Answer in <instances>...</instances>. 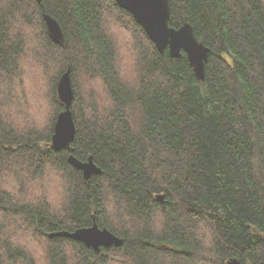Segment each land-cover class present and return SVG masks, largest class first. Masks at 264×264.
Instances as JSON below:
<instances>
[{
	"label": "trees",
	"instance_id": "1",
	"mask_svg": "<svg viewBox=\"0 0 264 264\" xmlns=\"http://www.w3.org/2000/svg\"><path fill=\"white\" fill-rule=\"evenodd\" d=\"M170 6L210 48L204 80L116 0H0V264H264V0ZM68 70L76 135L56 150ZM71 154L102 171L85 178ZM95 222L123 244L51 236Z\"/></svg>",
	"mask_w": 264,
	"mask_h": 264
},
{
	"label": "water",
	"instance_id": "2",
	"mask_svg": "<svg viewBox=\"0 0 264 264\" xmlns=\"http://www.w3.org/2000/svg\"><path fill=\"white\" fill-rule=\"evenodd\" d=\"M37 1L41 2V0ZM116 2L120 7L132 13L151 40L155 42L160 52H164L168 48L170 55L177 58L181 57L184 51L194 69L196 78L198 80L205 79L210 48L198 39L195 29L190 23H185L179 28L170 25V0H116ZM45 19L53 39L63 43V30L59 23L48 14H45ZM58 93L66 108L59 114L55 124L52 141L56 150L69 147L76 135V124L71 110L74 92L70 70L61 77ZM69 160L77 169L83 170L85 178H90L92 174L102 171L92 156L87 161H82L71 154ZM157 197L164 201V195L159 194ZM51 236L69 237L93 247L96 251H99L101 247L123 244V238L108 228H101L96 222L92 226L78 228L74 231L54 232ZM228 264L241 263L238 259H231Z\"/></svg>",
	"mask_w": 264,
	"mask_h": 264
},
{
	"label": "rangeland",
	"instance_id": "3",
	"mask_svg": "<svg viewBox=\"0 0 264 264\" xmlns=\"http://www.w3.org/2000/svg\"><path fill=\"white\" fill-rule=\"evenodd\" d=\"M112 25H113V23H112ZM36 70H39V69L35 68L33 65H30V63L28 61L26 63H24L25 76L23 77L24 78L23 82H25L24 87L27 89V90H25L26 92L32 91L34 89V88L32 89V82H35V81H33L35 78V75L40 74ZM42 78L47 79V77L44 73H41V76L39 77V80L37 82L39 83L40 81H42L43 80ZM92 87H93L92 85L89 86V89H92ZM46 92H48V91L46 90ZM37 97H38L37 95L35 97L30 95L28 98H26L27 103H26V105H24L23 109H25V107H27V106H28L27 109H29V110L34 109V111H35L34 117L36 116V120L38 121L39 125H41L40 127H42L45 124H47V121L49 120L50 109H49V105L48 104L46 105V102L44 105V102H42L40 98L37 99ZM30 239L31 240H29L28 242L32 241V238H30ZM25 245H27V244H25ZM27 246H30V244L28 243Z\"/></svg>",
	"mask_w": 264,
	"mask_h": 264
}]
</instances>
